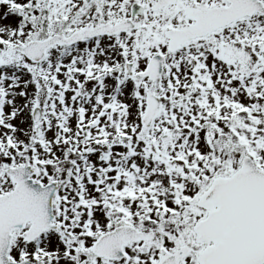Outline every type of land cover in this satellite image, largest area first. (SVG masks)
Masks as SVG:
<instances>
[{
  "label": "snow or ice",
  "instance_id": "6c2138e0",
  "mask_svg": "<svg viewBox=\"0 0 264 264\" xmlns=\"http://www.w3.org/2000/svg\"><path fill=\"white\" fill-rule=\"evenodd\" d=\"M0 264H264V0H0Z\"/></svg>",
  "mask_w": 264,
  "mask_h": 264
}]
</instances>
